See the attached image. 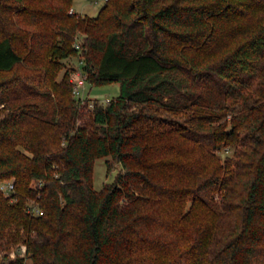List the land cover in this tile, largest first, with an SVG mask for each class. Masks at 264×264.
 Listing matches in <instances>:
<instances>
[{"label": "trees", "instance_id": "16d2710c", "mask_svg": "<svg viewBox=\"0 0 264 264\" xmlns=\"http://www.w3.org/2000/svg\"><path fill=\"white\" fill-rule=\"evenodd\" d=\"M72 6L0 0V264H264V0Z\"/></svg>", "mask_w": 264, "mask_h": 264}, {"label": "rangeland", "instance_id": "374dc122", "mask_svg": "<svg viewBox=\"0 0 264 264\" xmlns=\"http://www.w3.org/2000/svg\"><path fill=\"white\" fill-rule=\"evenodd\" d=\"M104 0H73V11L86 14L89 16H94L97 14L100 7L103 5ZM65 67H73L74 73H72L71 78L74 80L79 79L81 76L80 69V59L76 56L70 57L64 60ZM63 72V71H62ZM80 72V73H79ZM61 75V73H60ZM84 87V88H83ZM81 90L82 99L91 98V99H100L105 101L110 99L113 96H116L119 93V83H111L102 86H91L87 82L84 83V86ZM230 151L220 152L221 156L228 154ZM107 164L109 168H107ZM121 171V165L113 160L110 156L98 158L94 162L93 168V186L96 190H99L105 182L113 181L116 174ZM31 203V202H30ZM25 251L24 245L19 246L18 252L23 253ZM16 248L7 252L9 259H12L15 256ZM3 253H0V259L2 258ZM25 264H30V260L26 259Z\"/></svg>", "mask_w": 264, "mask_h": 264}, {"label": "built area", "instance_id": "2783aa9c", "mask_svg": "<svg viewBox=\"0 0 264 264\" xmlns=\"http://www.w3.org/2000/svg\"><path fill=\"white\" fill-rule=\"evenodd\" d=\"M72 11H73V9L71 8L70 12H72ZM79 75L81 76L79 79L74 80L73 78H70V80L74 84L73 85V93H74L75 97H79L82 99L81 90H82V87L84 86V83L86 82V75L83 74L82 72ZM108 100L109 99H106L105 101H108ZM0 190L2 192H4L6 195H8L10 192L14 191L13 180L11 179V180L0 181ZM26 211L31 215L42 214V210L34 202L28 203V205L26 207Z\"/></svg>", "mask_w": 264, "mask_h": 264}]
</instances>
